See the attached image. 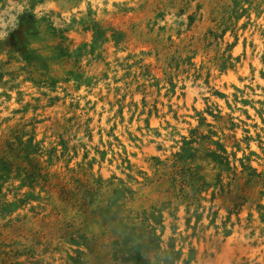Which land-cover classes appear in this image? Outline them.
Listing matches in <instances>:
<instances>
[{"label": "rangeland", "instance_id": "rangeland-1", "mask_svg": "<svg viewBox=\"0 0 264 264\" xmlns=\"http://www.w3.org/2000/svg\"><path fill=\"white\" fill-rule=\"evenodd\" d=\"M0 264H264V0H0Z\"/></svg>", "mask_w": 264, "mask_h": 264}, {"label": "bare ground", "instance_id": "bare-ground-1", "mask_svg": "<svg viewBox=\"0 0 264 264\" xmlns=\"http://www.w3.org/2000/svg\"><path fill=\"white\" fill-rule=\"evenodd\" d=\"M247 71V70H246ZM221 86V85H220ZM224 90H227V92L228 93H231L232 92V90H231V88L228 86V88H223Z\"/></svg>", "mask_w": 264, "mask_h": 264}]
</instances>
